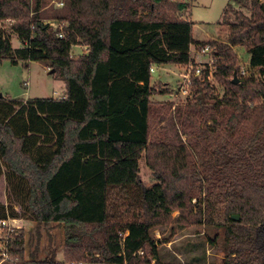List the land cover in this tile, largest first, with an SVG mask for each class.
<instances>
[{
  "label": "trees",
  "instance_id": "obj_1",
  "mask_svg": "<svg viewBox=\"0 0 264 264\" xmlns=\"http://www.w3.org/2000/svg\"><path fill=\"white\" fill-rule=\"evenodd\" d=\"M46 5L0 0V21L14 22L10 28L21 44L13 48L0 29V60L42 62L65 86L62 98L0 96V177L8 193L0 219L34 222L36 233L42 224H62L63 259L54 252L36 258V245L25 260L27 242L17 230L10 261L163 264L158 246L166 241H155L152 231L168 224L175 209H188L191 224L224 229L219 264H264L261 0H230L223 11L225 41L200 44L214 47L212 76L222 94L204 69L203 80L192 79L190 96L153 135L152 119L162 122V110L172 104L151 100V68L190 64L196 43L181 13L185 4L64 0L51 14ZM51 18L65 24L62 38L46 21ZM77 45L86 51L74 58ZM238 47L249 55L247 75L238 66ZM235 71L237 84L231 82ZM142 154L151 185L139 175Z\"/></svg>",
  "mask_w": 264,
  "mask_h": 264
},
{
  "label": "rangeland",
  "instance_id": "obj_2",
  "mask_svg": "<svg viewBox=\"0 0 264 264\" xmlns=\"http://www.w3.org/2000/svg\"><path fill=\"white\" fill-rule=\"evenodd\" d=\"M173 3L185 4L184 10L181 11L184 19L192 23V38L196 41L190 49L191 63L187 65H172L166 64L161 66H152L151 68V85L156 86L155 92L151 96L154 102L171 103L170 109L162 110L164 120L161 122L157 119H152L150 124L151 135L157 131V128L167 126L169 119L172 116L175 106L183 105L185 99L190 96L192 79L196 78L195 69L204 68L211 74L208 80L215 88L218 95L222 94V88L217 85L212 72L213 66V49L206 53L199 50L201 42L221 43L225 41L228 34V28L222 23L224 17V9L230 0H168ZM264 4V0H261ZM58 7L55 6L54 0H47L45 8L46 13L51 14ZM245 13L247 11L244 10ZM180 13V14H181ZM48 23L54 24V19L46 20ZM14 23L10 19L0 21V29H3L9 35L10 42L13 48L20 47L21 44L16 35L11 30V25ZM84 45L73 46L71 56L77 58L85 53ZM235 53L238 58V66L247 75L249 71V55L242 47L235 48ZM192 72L189 75L190 84L186 86L183 75L189 69ZM49 68L42 62L37 61H18L16 64L11 63L10 59L0 60V94L3 97L11 99H39V98H62L65 93L63 81L56 79L53 74H50ZM199 78V77H197ZM203 80L202 78H200ZM163 90H170L171 94H160ZM185 92H182V91ZM55 93H58L57 95ZM171 130L170 127H168ZM179 130V128H178ZM172 131V130H171ZM183 139V137H182ZM139 175L146 185L153 184L151 172L145 163L144 154L139 159ZM8 193L4 176L0 177V204H7ZM196 204V200L191 201ZM16 213H20V208L13 205ZM196 210V207L193 208ZM188 209L181 211L175 209L171 214V220L168 224L156 227L152 231V237L155 241L163 242L158 246L159 256L163 264H219L224 258L223 236L224 229L222 227H207L204 225L191 224L189 221ZM181 215L182 219H175ZM22 219H16L14 223L24 232L25 242V260L29 255L35 253L36 245L38 250L36 258L42 259L50 256L52 251L62 248L64 231L62 224L50 223L41 225L36 233V223L27 221L21 224ZM33 227L30 228V226ZM18 229V228H16ZM15 229V230H16ZM217 236V241L211 242ZM60 246V248H59ZM58 247V248H57ZM63 250V249H62ZM57 259L61 260V251H57ZM55 257V253H54ZM0 264H13L12 261H0ZM69 264V263H68ZM82 264H102L91 261H84ZM150 264H155L151 261Z\"/></svg>",
  "mask_w": 264,
  "mask_h": 264
},
{
  "label": "built area",
  "instance_id": "obj_3",
  "mask_svg": "<svg viewBox=\"0 0 264 264\" xmlns=\"http://www.w3.org/2000/svg\"><path fill=\"white\" fill-rule=\"evenodd\" d=\"M55 6L58 8H61L64 4V0H54ZM50 25H52L53 27H58L59 28V32L57 33V37L62 38L63 37V32H62V27L65 26L64 23H61L60 25L56 24V26H54V24L50 23ZM31 28H33V26H31ZM210 49L209 45H205L203 47H199L200 52L202 53H206L208 52ZM86 50V48H85ZM192 69H189V71L183 75V78L185 81L186 86H189L190 84V80H189V75L192 72ZM204 73V68L200 69L197 68L195 69V76L199 77V78H203V74ZM211 74L207 75V79H210ZM241 75H244V71L241 70ZM182 92H185L184 90ZM56 95L58 93H55ZM16 222V219H12V218H6V219H0V261H6V260H10V256H9V244L12 242L13 238L15 237V235L17 234V230H19L20 228L18 226H15L14 223ZM18 228V229H16ZM16 229V230H15ZM141 253V252H140ZM70 264H82L81 262L78 263H70Z\"/></svg>",
  "mask_w": 264,
  "mask_h": 264
},
{
  "label": "water",
  "instance_id": "obj_4",
  "mask_svg": "<svg viewBox=\"0 0 264 264\" xmlns=\"http://www.w3.org/2000/svg\"><path fill=\"white\" fill-rule=\"evenodd\" d=\"M231 82H232L233 84H237V83H238V76H237V72H236V71L233 72V76H232ZM0 96H1V94H0ZM232 219H234V220H238V216H237V215H233V216H232Z\"/></svg>",
  "mask_w": 264,
  "mask_h": 264
},
{
  "label": "crops",
  "instance_id": "obj_5",
  "mask_svg": "<svg viewBox=\"0 0 264 264\" xmlns=\"http://www.w3.org/2000/svg\"><path fill=\"white\" fill-rule=\"evenodd\" d=\"M191 47H192V46H191ZM190 49H191V48H190ZM21 221H22L21 224H25V223L27 222V220H23V219H22ZM30 222H31V221H30ZM32 223H33V222H32ZM30 225H31V224H30ZM30 225L28 224V226H30ZM31 227H33V225L30 226V228H31ZM58 250H60L61 253H62V254H61V257H60V259L62 260V259H63V250H62V248L57 249V250H55V251H52V250H50V251L55 253V257H54V258L57 259V256H56V255H57V253H58V252H57ZM57 260H58V259H57ZM0 263H3V262H0Z\"/></svg>",
  "mask_w": 264,
  "mask_h": 264
}]
</instances>
